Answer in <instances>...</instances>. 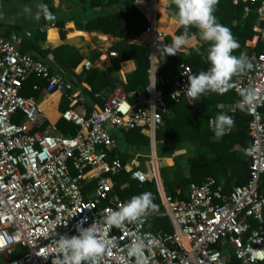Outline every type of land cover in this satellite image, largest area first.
Here are the masks:
<instances>
[{"label": "built area", "instance_id": "2783aa9c", "mask_svg": "<svg viewBox=\"0 0 264 264\" xmlns=\"http://www.w3.org/2000/svg\"><path fill=\"white\" fill-rule=\"evenodd\" d=\"M242 1L246 11L258 5L264 20V0ZM142 35L153 70L157 54L167 45L154 12ZM261 38L264 42V32ZM20 41L19 35L8 39L0 32V264H55L62 259L56 234H75L74 226L84 217L85 227L92 223L101 239L114 241L87 264H135L127 246L136 236L145 241V264H264L251 259L255 251L264 250V47L250 57L252 68L230 81L236 93L241 88L258 92L259 102L246 110L247 181L225 191L206 178L191 183L182 200L158 187L162 214L172 231L154 232L147 228L151 210L135 223L111 228L103 223L109 209L127 202L114 191L113 177L120 171L130 172L140 184L158 183L153 166L128 168L113 153L117 139L112 131L140 128L155 134L169 113L168 102L188 96L192 67L184 65L170 78L158 77L156 84L131 92L116 84L102 97V105L88 110L81 104L77 110V93L67 91L65 73L20 50ZM93 66L90 58L84 59L75 74ZM32 76L44 81L45 92L68 100L60 118L73 124L75 133H63L34 96L22 94ZM237 102L222 103L220 109L233 118Z\"/></svg>", "mask_w": 264, "mask_h": 264}, {"label": "trees", "instance_id": "16d2710c", "mask_svg": "<svg viewBox=\"0 0 264 264\" xmlns=\"http://www.w3.org/2000/svg\"><path fill=\"white\" fill-rule=\"evenodd\" d=\"M64 1L66 11L62 12L58 6L53 4V0H44V3L53 15L56 13H62L63 15L55 18L53 21V25L60 29V38L62 40L65 39L64 28L66 21H73L82 30L88 32L97 31L115 38V42L108 50L110 60L113 63L122 60H134L137 64L136 69L126 76V82L123 86L125 92H131L139 87L148 86L151 66L149 46L141 42L140 38L148 21L144 14L135 6V0ZM243 7L244 3L241 0H218L214 11V15L219 20L229 21L234 18L239 20L240 23L232 29V33L235 36L234 39L240 40L241 44H244L246 39L254 34L252 32V25L256 18V15L253 13H250L248 17L242 18ZM254 7L252 6L251 8ZM40 19L47 25H50L52 22L47 20L43 15L40 16ZM182 32H184V29L180 27L176 30L175 34L179 35ZM198 34L199 32L195 27L189 26L186 33L187 38L196 37ZM49 36L50 38L57 37L54 32H50ZM37 37L40 36L36 35ZM207 45H209L207 42H201L198 47L203 49ZM263 47L264 42L258 45L257 54L262 51ZM30 49H34L43 58L48 53L52 54V59L69 74L68 79L71 81L72 78L70 76L75 77L76 82L72 81L73 86L78 87L80 93L89 99L90 105L93 103L102 105L103 99L99 94H105L108 88L114 86V82L107 77V72L100 71L95 67L84 70L80 74H74L73 69L82 61L83 57L71 45L61 44L50 50H40L33 42L28 41L20 46V50L23 52ZM164 50L166 51V47ZM233 54L236 55V51H233ZM178 55L179 52L167 54L162 58V53L157 54L155 61L158 67L157 77L162 79L170 78L173 74L178 73L182 69V66L189 64L192 65L189 66L192 67L194 74L209 67V62H205L197 55H192L187 62L180 66ZM97 56L98 54L91 56L90 59L93 61ZM34 57L39 58L37 56ZM36 83L45 86L44 81H40L37 77L32 76L24 83L22 94L37 96L38 92L32 90V86ZM83 84H86V86H83ZM158 86L165 88L161 83ZM235 95L236 93L232 90L223 94L209 92L194 102L191 97L183 96L179 102L171 103L170 107L174 111V117L165 121L163 120L164 126H161L156 131V138L160 140L163 133L167 132V126L171 129L168 139L170 145L163 147L160 155L162 157L172 156L176 149H185L186 152L175 156L174 163L171 166H162L160 168L165 185H167L166 170L172 169L176 177H179L182 176L181 169L184 166H187L191 173V178H185L187 182L200 183L201 179L206 176H214L216 181L219 182L223 175L227 176L229 173L237 177V185L247 181L249 173L248 163L242 160L244 150L250 142L247 135L249 116L246 111L238 110L235 113L234 126L221 137L218 143L209 142L213 134L209 121L222 113L218 108V103L229 97L239 100L240 97L235 98ZM67 107L66 103L63 109ZM90 107L87 109L89 110ZM164 117L166 118L167 116ZM57 127L63 133H75L73 124L63 119L57 122ZM118 131L117 146L113 153L120 158L123 164L135 155L134 150L141 153L148 151L146 146L149 144V138L141 132L140 128ZM175 145L178 146L175 147ZM211 153L214 156L210 155ZM223 158L226 159L224 160ZM113 181L114 191L123 201H128L132 196L146 191L152 193L153 203L156 205V208L151 210L154 215H152L147 228L154 232L172 231L169 218L165 214H162L164 209L153 183L146 182L140 184L131 178L130 172L126 170H122L118 175H115ZM175 184L176 186L172 185L170 188L174 190L175 187H180L182 192L183 188L181 184ZM223 188L225 191L230 189L228 185ZM172 193L173 197H182L181 193L176 194L174 191Z\"/></svg>", "mask_w": 264, "mask_h": 264}, {"label": "crops", "instance_id": "0c3cea01", "mask_svg": "<svg viewBox=\"0 0 264 264\" xmlns=\"http://www.w3.org/2000/svg\"><path fill=\"white\" fill-rule=\"evenodd\" d=\"M5 1H9V0H5ZM134 4L141 11V13L144 14L147 21H148L150 12H154L155 22L157 24V27H158V29H160L165 34L167 45L170 44L172 42V40L174 39V37L176 36L175 32L178 29L176 17H175L176 6L174 3V0H135ZM257 8H258V5H256L254 8H251L250 11H246L245 10V4H244L242 18L248 17L250 13H253L256 15L254 24L252 25V32H254V34L251 37H249L248 39H246L244 44H241L240 40L235 39L236 42L238 43L239 47L233 50V51H236V56H240L241 54H244L250 63H251L250 57L252 56V54H257L258 45L263 43L261 36H262V32H264V20H262L260 18L258 11H257ZM217 21H218V23L227 26L230 29L231 33H232V29L235 28L240 23L239 20H237L236 18L229 20V21H227V20L222 21V20H219L217 18ZM41 26H42V28L44 27V29L41 32L36 34L37 36L38 35L40 36V37L36 38V35L31 36V34L27 31H26L25 35H22L18 31L19 27L17 25H14L7 20L0 19V32H1V34L8 39H11V36L13 34L19 35L21 38V41L19 43V47L22 44L27 43L28 41L33 42L37 47H39L40 50H50V49H53V48H55L61 44H68V45L75 47L79 51V53L83 57L82 61L84 59L90 58L91 56L98 54V56L93 60V65H94L93 67L97 68L100 71H106L107 77L112 82H114V86L116 84H122L124 86V83L126 82V76L128 74H130L131 72H133L137 67V64L134 60H122V61H119L117 63H113L110 60V58L108 56V50H109L110 46L116 40L115 38H113L111 36L102 34V33L97 32V31L88 32V31L82 30V29L78 28L77 26H75L73 21H66L65 22V28H64L65 39L62 40L60 38V35H59L60 29L55 27L53 25V22H51L50 25H47V24H44L43 22H41ZM2 27H7V30L3 31ZM15 32H17V33H15ZM50 32H54L57 37L56 38H50V36H49ZM232 35L235 38L233 33H232ZM140 38H141V42L145 43L142 33L140 35ZM201 42H204V41H202L200 39L199 34L196 37L187 38L186 45L183 46L178 51L179 52L178 61L180 63V66L183 65V63L187 62L188 59H190L192 57V55L200 56V58L202 60H204L205 62L208 61L207 60V53H208L209 45H207L203 49H200L198 46L201 44ZM26 52L33 55V56L39 57L42 61L47 63L53 71H58V72L63 71L65 73L66 78H67V91L69 93L70 92L77 93V100H79V101L74 106L77 110L82 109L81 104H83V106L86 109L90 106H91L90 109L93 106H100L97 103H93L92 105H90L89 99L80 93V89L78 87L73 86L72 81L76 82L75 77L70 76L72 78L70 81L68 79L69 74L66 73V71L57 62H55L52 59V54L48 53L47 56L45 58H43L34 49L27 50ZM81 62L79 64H81ZM79 64L74 68V72H73L74 74L76 72L75 71L76 69H78L77 72H80L79 68H78ZM154 65L155 66H154L153 70H152V66H150L149 84L148 85L152 84L153 81L156 84V82L158 80L157 79L158 78L157 77L158 67L156 64H154ZM189 65H191V64H189ZM240 74H243V73H240ZM240 74H237V75H240ZM234 76H236V75H234ZM38 79L40 81H43L40 78H38ZM34 85H39L41 87V89L40 90H34L32 88L33 91L38 92V95L37 96L29 95V96H34L37 99L40 106L43 107L48 112L52 121L57 125V122L61 119L60 113L65 110V109H63L65 104L67 103V106H69L68 100L63 95H61L57 92H53V93L45 92L43 90L44 86H41V84H39V83H36ZM83 86H86V84H83ZM113 87L108 88L105 91V94H99V96L103 97V96L109 95L111 93V90L113 89ZM139 88H143V87H139ZM229 90H232V89L229 88L228 91ZM228 91H226V92L228 93ZM239 97H240L239 93H236L235 98H239ZM239 100H240V98H239ZM239 100L238 99L234 100L233 97H229L223 101H220L218 103V108L220 109V105L222 103L237 102ZM85 102H86L87 106H86V104H84ZM171 103L172 102H170V101L168 102L169 113L164 115V116H167L166 118L164 117V121L166 119H172L174 117V111L170 107ZM238 110H240V109L238 108L237 111ZM221 112L223 114H226L222 110H221ZM233 120H234V117H233ZM162 126H164V125L162 124ZM165 128H166V126H165ZM166 131L167 132L163 133V136L161 137V139L158 140L156 138V132H155V134L152 135L147 130H141V132L144 133L149 138V144L146 146L147 147L146 149L148 151L141 153V152H138L137 150H134L135 155L133 157H130V159L127 160L126 163L129 165V164H131V162H133V164L135 165V168H141L143 170H146V168H148V167L146 165H143L142 161H143L144 157L151 156V158H152V164L151 165L153 166V175L158 174V178H157L158 183H155V182H150V183H153L157 193H158V187L160 188V190L164 191L167 194H170L171 196L173 194L172 191H174V193H176V194H180V193L182 194L181 198H179V197H174V198L182 200V199L186 198L188 186L191 183H196V184H199V183L193 182V181L187 182L185 180V178L186 179L191 178L190 177L191 173H190V169L187 166H184L181 169L182 176H179V177H176V175L172 169H167L166 173H165L167 176V185H165V182L161 176L160 168L162 166H171L174 163L175 156L184 154L186 152L185 149H176V151L172 154V156L162 157L160 155L161 149L163 147H168L170 145V143L168 141V139L170 137V131H171L170 127L167 126ZM112 132H113V134H115V137L118 140L119 131L113 130ZM220 139L221 138L217 139L213 133L209 139V142L218 143L220 141ZM177 146L178 145H175V147H177ZM210 155L214 156V154H212V153ZM242 160H244L248 163V168H249V161L246 157L245 152H244V155L242 157ZM155 175H154V177H156ZM206 178H213L216 181L215 177L206 176V177H203L201 179L200 183L203 182ZM236 182H237V177L232 175V174L230 175V173L227 174V176L224 175V177L220 178L219 182L216 181V183L218 185L223 186V187L228 185V187H230V188L232 186L236 185L237 184ZM175 183L181 184V186L183 188L182 192H181L180 187H175L174 190H172V188H170V187H172V185L176 186ZM152 215H154L153 212H152Z\"/></svg>", "mask_w": 264, "mask_h": 264}, {"label": "clouds", "instance_id": "9594fccd", "mask_svg": "<svg viewBox=\"0 0 264 264\" xmlns=\"http://www.w3.org/2000/svg\"><path fill=\"white\" fill-rule=\"evenodd\" d=\"M176 6L177 27H182L184 32L176 35L172 42L160 50L162 58L167 54H176L187 43V30L189 26L195 27L200 39L209 44L207 60L209 67L195 75H191L187 82V95L193 102L202 95L209 92L223 94L232 84L231 78L234 75L244 73L252 68V64L247 57L241 54L236 56L233 50L239 45L234 39L230 29L218 23L214 15L215 6L218 0H174ZM25 12H31V8L25 6ZM36 18L43 15L47 20H54V15L49 11L46 4L37 5ZM154 86V85H153ZM240 100L237 107L241 111H246L258 101V92L252 88L239 89ZM131 107V106H130ZM234 120L227 114L220 113L209 121L210 127L217 139L231 130ZM152 193L143 192L132 196L126 203L121 204L116 209H109L103 218V223L111 227H120L123 224L135 223L146 217L150 210H154ZM87 217L82 218L74 226L75 234H56L59 254L62 259L55 264H87V261L101 255L114 241L107 238L101 239L97 235L94 224L87 223ZM145 241L140 236H136L127 246L129 257L135 258V264H145L143 250ZM252 261L264 260V250H257L252 254Z\"/></svg>", "mask_w": 264, "mask_h": 264}, {"label": "rangeland", "instance_id": "374dc122", "mask_svg": "<svg viewBox=\"0 0 264 264\" xmlns=\"http://www.w3.org/2000/svg\"><path fill=\"white\" fill-rule=\"evenodd\" d=\"M53 1H54L53 4L55 6H58L60 10H62V12L66 11V4L64 0H53ZM40 3L45 4L44 0H9V1L0 0V19L7 20L12 24L17 25L19 27L18 31L22 35H25L27 31L31 34V36H34L44 29V27L42 28L41 26V22H42L41 19L40 18L37 19L35 15V13L37 12V5ZM25 6L31 8L30 13L25 12ZM61 16H63L62 13L60 14L56 13L54 15L55 18ZM50 21L53 22L54 20H50ZM2 30L3 31L7 30V27H2ZM223 159L225 160L226 158ZM142 164L148 167L146 168V170L151 169L152 167L151 156L144 157ZM133 167H135V165L133 164V162H131V164L128 165V168H133ZM155 176L156 178H158V174H156ZM222 177H224V175Z\"/></svg>", "mask_w": 264, "mask_h": 264}]
</instances>
